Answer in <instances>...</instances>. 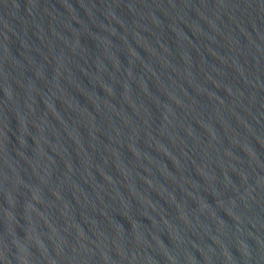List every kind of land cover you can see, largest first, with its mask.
<instances>
[{
	"label": "water",
	"instance_id": "water-1",
	"mask_svg": "<svg viewBox=\"0 0 264 264\" xmlns=\"http://www.w3.org/2000/svg\"><path fill=\"white\" fill-rule=\"evenodd\" d=\"M110 264H264V0H0Z\"/></svg>",
	"mask_w": 264,
	"mask_h": 264
}]
</instances>
